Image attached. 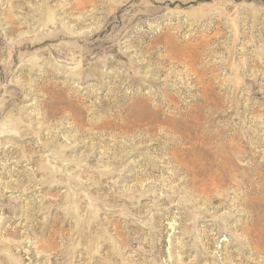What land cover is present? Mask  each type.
Returning a JSON list of instances; mask_svg holds the SVG:
<instances>
[{"label": "rangeland", "instance_id": "obj_1", "mask_svg": "<svg viewBox=\"0 0 264 264\" xmlns=\"http://www.w3.org/2000/svg\"><path fill=\"white\" fill-rule=\"evenodd\" d=\"M0 264H264V0H0Z\"/></svg>", "mask_w": 264, "mask_h": 264}]
</instances>
